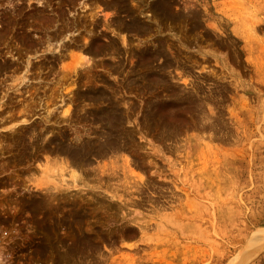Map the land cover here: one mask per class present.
I'll use <instances>...</instances> for the list:
<instances>
[{"label":"rangeland","instance_id":"1","mask_svg":"<svg viewBox=\"0 0 264 264\" xmlns=\"http://www.w3.org/2000/svg\"><path fill=\"white\" fill-rule=\"evenodd\" d=\"M0 207L11 264H264V0H0Z\"/></svg>","mask_w":264,"mask_h":264},{"label":"built area","instance_id":"2","mask_svg":"<svg viewBox=\"0 0 264 264\" xmlns=\"http://www.w3.org/2000/svg\"><path fill=\"white\" fill-rule=\"evenodd\" d=\"M23 189L26 186L23 184ZM3 208L0 207V211ZM17 234L11 235L10 230L1 223L0 220V264H11L14 256V238H17ZM26 238V236H24Z\"/></svg>","mask_w":264,"mask_h":264},{"label":"bare ground","instance_id":"3","mask_svg":"<svg viewBox=\"0 0 264 264\" xmlns=\"http://www.w3.org/2000/svg\"><path fill=\"white\" fill-rule=\"evenodd\" d=\"M264 244V230L260 231L257 237L248 242L247 248L244 249L241 259L243 261L249 259ZM256 254V253H255Z\"/></svg>","mask_w":264,"mask_h":264}]
</instances>
